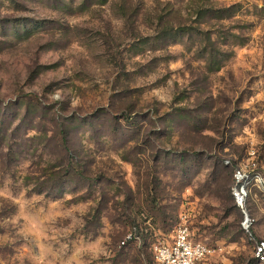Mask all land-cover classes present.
Listing matches in <instances>:
<instances>
[{"label": "rangeland", "instance_id": "374dc122", "mask_svg": "<svg viewBox=\"0 0 264 264\" xmlns=\"http://www.w3.org/2000/svg\"><path fill=\"white\" fill-rule=\"evenodd\" d=\"M237 167L264 239V0H0V264H155L181 213L200 264H259Z\"/></svg>", "mask_w": 264, "mask_h": 264}, {"label": "built area", "instance_id": "2783aa9c", "mask_svg": "<svg viewBox=\"0 0 264 264\" xmlns=\"http://www.w3.org/2000/svg\"><path fill=\"white\" fill-rule=\"evenodd\" d=\"M228 163V161H227ZM259 174L253 169L247 170L237 167L233 171V186L231 196L235 206L241 212L239 223L241 232L252 245L253 258L259 264H264V239L258 238L253 231L255 219L247 212L246 200L248 186L253 178H259ZM189 217L186 213L179 215V222L174 229V235L170 242L158 243L153 247V259L155 264H200L210 254V248L200 241H196L189 230ZM134 234L128 233L121 241V246L133 241Z\"/></svg>", "mask_w": 264, "mask_h": 264}, {"label": "trees", "instance_id": "16d2710c", "mask_svg": "<svg viewBox=\"0 0 264 264\" xmlns=\"http://www.w3.org/2000/svg\"><path fill=\"white\" fill-rule=\"evenodd\" d=\"M225 12H228V10L227 9H219V10L199 9L196 14L199 18H205L207 15H210L211 16L210 18L212 20L220 21V20L227 19L226 15H224ZM205 22L206 21H199L200 24H205ZM159 24H161L160 26H162V27L158 33V36H159L158 38L161 40H167L170 44L182 43V40L184 38L191 40L192 33H193L192 31H195L197 33L200 32L199 29H197V28L192 29V27H188L184 23L183 24L177 23L175 28L174 27H167L166 25H162V21L160 19ZM202 34H200L202 36V40H204V42H206V43H209L210 46L213 47L214 43L211 41L210 36H208L205 33H202ZM206 50H207L206 48L203 49V51H206ZM206 57L207 58L205 59V61L207 64V69L210 70V72L219 71L221 69L223 63L226 61V59H223V58L218 59L212 53H208V55ZM61 133H62V136L60 137L61 138V144H62V147L67 154L68 153V145H67L68 140H67L65 133L63 131H61ZM76 163H78V162H76ZM68 165L70 166V163H68ZM69 166L66 167V169H67L66 171H68ZM234 206H235V204H234ZM235 208L238 209L236 206H235Z\"/></svg>", "mask_w": 264, "mask_h": 264}]
</instances>
